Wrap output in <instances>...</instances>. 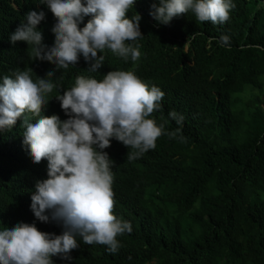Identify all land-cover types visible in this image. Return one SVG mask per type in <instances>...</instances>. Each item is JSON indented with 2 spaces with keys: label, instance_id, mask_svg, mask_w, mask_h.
Masks as SVG:
<instances>
[{
  "label": "trees",
  "instance_id": "trees-1",
  "mask_svg": "<svg viewBox=\"0 0 264 264\" xmlns=\"http://www.w3.org/2000/svg\"><path fill=\"white\" fill-rule=\"evenodd\" d=\"M156 2L136 0L126 13L141 17L139 60L106 59L113 70H131L161 89V109L151 118L177 137L161 135L153 149L131 161L126 146L110 141L104 151L113 161L112 211L132 230L117 237L115 253L78 239L71 264H264V0H233L228 21L217 25L197 22L191 13L158 24L149 15ZM37 5L0 0V76L25 69L33 76L34 69L52 66L30 61L25 42L8 41L25 13L43 10L37 27L42 42L52 43L55 18ZM221 35L229 37V46L218 43ZM83 65L63 71L73 79ZM56 77L54 70L53 82ZM169 111L181 114L182 123ZM22 133L18 120L0 134V226L35 223L39 231L58 235L60 225L36 221L30 210L47 162L33 163Z\"/></svg>",
  "mask_w": 264,
  "mask_h": 264
},
{
  "label": "clouds",
  "instance_id": "clouds-1",
  "mask_svg": "<svg viewBox=\"0 0 264 264\" xmlns=\"http://www.w3.org/2000/svg\"><path fill=\"white\" fill-rule=\"evenodd\" d=\"M135 2L37 0L38 9L44 5L55 18L52 43L42 42L37 27L45 19L43 10H29L9 34L10 44H27L30 61L52 66L34 69L33 76L31 69L0 76V134L19 120L21 143L33 163L46 160V178L35 182L30 210L36 221L55 222L62 231L42 232L35 223L23 222L0 226V264H54L53 257L71 264L70 251L77 248L78 239L115 253L120 247L117 237L131 232L130 222L112 211L113 161L104 149L114 139L127 147L131 161L153 149L161 135L177 137L176 131H166L163 123L151 118L161 109V89L131 70H113L106 59L139 60L141 17L135 12L130 18L126 15ZM234 7L233 0H157L149 15L167 25L191 13L197 22L217 25L228 21ZM84 17L89 19L80 27ZM218 43L229 46V37L221 35ZM80 64L84 65L69 79L63 70ZM63 113L67 118L61 120ZM168 117L178 125L184 119L175 111Z\"/></svg>",
  "mask_w": 264,
  "mask_h": 264
}]
</instances>
